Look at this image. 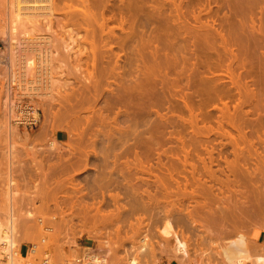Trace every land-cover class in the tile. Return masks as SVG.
Returning <instances> with one entry per match:
<instances>
[{"label":"rangeland","instance_id":"1","mask_svg":"<svg viewBox=\"0 0 264 264\" xmlns=\"http://www.w3.org/2000/svg\"><path fill=\"white\" fill-rule=\"evenodd\" d=\"M76 1L59 0L58 11L51 15L43 37L49 38L47 69L52 71V81L58 82L47 83V89L45 84H33L41 97L32 102L22 98L19 65L32 57L35 68L40 60L28 51L31 44L20 41L12 57L13 41H8L7 33L6 38L0 35V216L6 203L3 192L10 183L17 193L12 199L19 235L16 245L37 243L45 236L36 223L41 218L55 230L46 235L48 244L100 245L104 232L116 234L121 252L129 253V246L139 251L144 237L153 246L162 244L161 252L153 254L157 264H193L196 258L208 264L218 248L223 260L225 245L236 233L245 236L251 253L264 254V244L255 242L258 230L264 233V174L253 179L259 187L253 188L258 189L253 194L257 197L249 198L250 207L239 208L236 196L219 189L226 177L229 183L233 179L227 162H237L244 171L254 169L256 155L264 157L260 143L264 138V0H85V18L77 13L81 5ZM69 5L73 10L67 9ZM10 12L12 0H0V24ZM70 37L76 42L73 46L68 45ZM85 37L92 39L99 59L94 70L99 83L94 89L83 81L93 71ZM63 46L72 47L73 53L62 51ZM83 48L87 57L74 58ZM11 57L18 66L12 67ZM11 72L16 73V81L10 82ZM33 78L34 74L28 77ZM144 83L148 106L141 104L146 100L141 92ZM127 87L143 99L133 101L140 102L141 108L135 103L129 108L121 105ZM245 97L252 106L241 105ZM62 100L69 101L75 117L95 120L90 130L107 133H79L71 117L56 118L53 113L60 109L56 102L63 104ZM256 101L260 109L253 112ZM32 108L37 113L34 122L30 124L29 116L18 120L20 112ZM128 110L133 113L128 115ZM96 111L109 127L99 126ZM226 114L240 122V135L247 140L240 148L232 139L238 132L224 124ZM129 118L136 122L134 133L127 128ZM8 121L16 126L14 131L5 126ZM116 125L126 126L124 133H116ZM68 126L75 131L71 133L75 140L69 138ZM105 147L113 153L107 160L92 154H101ZM80 151L89 154L86 161L81 157L77 162ZM23 172L29 174L26 181ZM9 173L10 180H4ZM245 180L241 185L248 190L253 181ZM27 193L33 196L28 198ZM54 215L56 220L49 221ZM164 220H170L188 243V256L179 262L173 260L171 241L159 235Z\"/></svg>","mask_w":264,"mask_h":264},{"label":"bare ground","instance_id":"2","mask_svg":"<svg viewBox=\"0 0 264 264\" xmlns=\"http://www.w3.org/2000/svg\"><path fill=\"white\" fill-rule=\"evenodd\" d=\"M56 1L57 0H12V12H10V14H9V17H7V18H5L4 20H3V24H0V35L1 36H3L5 33H7L6 35H8V38H9V40L8 41H13V45L14 46H11L9 49H10V52H9V54L13 57V55L14 54H16L15 53V49H16V47H17V45L19 44H17V41H20V43H26V45L29 43V48H28V51H34L35 52V54L37 55V59L36 60H40V61H38V64H37V67H33L34 65H33V61H31V60H33V58L31 57V58H29L28 57V59L27 58H24V62H21V65H19V66H21V67H19V69L20 70H22L21 71V74H20V77H22V79H21V81L22 82H24V92L23 93H21V95H23V99H26V100H28V101H31L32 102V99H34L35 97L36 98H39V97H41V96H39L38 95V88L37 87H35L34 85H42V84H45V86L43 87L44 89H47L46 88V86H47V83L49 84V86H51V84H52V82H54V83H57L58 81H52L53 79V77L51 76V70L50 69H47V68H49V67H47V66H49V60L48 59H46V58H49V52L50 51H48L47 50V48H46V45L47 44H49V38H47V37H43L44 35H45V31H49V28H50V18H51V15H53V12L54 11H58V8H57V4L58 3H60L59 2V0H58V2L56 3ZM68 1V0H67ZM70 1V0H69ZM85 0H77L76 2H80L79 3V5H81V7L80 8H75L76 10H77V13L79 14V15H82V17H84L85 18V16H86V14H87V9H86V5H85V2H84ZM72 2V1H71ZM64 3V2H63ZM65 5V4H64ZM85 5V6H84ZM70 7H72V6H70L69 5V7L67 6V9L68 8H70ZM57 8V9H56ZM70 9H72V8H70ZM70 9H68L69 11H70ZM73 10V9H72ZM68 11V12H69ZM75 11V10H74ZM55 13H57V12H55ZM65 13H67V12H65ZM42 17V18H41ZM40 18H41V21L42 20H45V23H44V25H41V23L39 22L40 21ZM88 26V28L87 29H92L93 30V25L91 24V26H90V23L88 24V23H86ZM48 25V26H47ZM48 27V29H45V27ZM261 27H263L262 25H260ZM87 29H84V30H86V34H85V36H87ZM91 29H90V31H91ZM89 31V30H88ZM262 31V30H261ZM92 33V32H91ZM263 34H264V32H263ZM262 34V35H263ZM7 37V36H6ZM6 37H2V38H6ZM92 37V36H91ZM85 38H86V40L88 39V41L90 42L89 44L85 41ZM83 40H84V43H86V45L88 44L89 46V48H90V59H91V63H90V65L92 66V69H93V71L92 72H89L88 74H87V76H86V78H84L83 79V81L84 82H86V84L87 85H90V86H93L92 88L94 89V88H96L97 87V85H98V83H99V80H98V77H95V75H94V70H96V67H97V65H95V64H97V61L99 60L98 58H97V55L95 54V52H94V50H93V46H94V44H92L93 42H92V39L91 38H87V37H85ZM5 40H7V39H5ZM91 40V41H90ZM74 42H75V40H73V39H71V37H70V39H69V43H68V45L71 43V45L73 46L74 45ZM92 42V43H91ZM76 43V42H75ZM41 44H42V46L43 47H40L41 46ZM35 46V47H31V46ZM28 46V45H27ZM19 47V46H18ZM36 47H40V48H36ZM64 47V46H63ZM62 47V51L64 50V51H66V52H69L70 51V49H72V47H68V46H65L64 48ZM8 49V50H9ZM17 51H18V48H17ZM65 52V53H66ZM70 52H72L73 53V51H70ZM69 52V53H70ZM33 54V53H32ZM34 54V55H35ZM67 54V53H66ZM79 54V55H78ZM77 55H74V58L76 57V58H78V56H82V57H87V53H86V50H84V48L81 50V52H79ZM12 57L10 58V59H12ZM31 59V60H30ZM19 61V60H18ZM21 61V60H20ZM20 63V62H19ZM10 64L12 65V67H14V66H16L17 64H16V61L14 60V58L12 59V60H10ZM35 64V63H34ZM11 65H10V67H11ZM18 66V65H17ZM33 68H34V70H33ZM56 69H59V67L58 68H56ZM34 71V72H33ZM32 74H34V78L31 80V79H28V77L29 76H32ZM103 74V72L100 70L99 71V75L101 76ZM10 76V82L12 81H14L16 78H17V75H16V73L15 72H11V74L9 75ZM61 76V75H60ZM9 79V78H8ZM16 81V80H15ZM34 84V85H33ZM64 84H66V83H64L63 82V85L62 86H64ZM147 85H146V83H144V84H142L141 85V92H142V97L144 96L145 97V102L143 101V99L140 97V98H137L136 96H134L135 95V93H131L132 91L131 90H133L134 91V89L132 88H130V87H127V90L125 89L124 90V103L125 102H127V103H121V105L122 106H125V105H127V107L126 108H129V107H133V106H135V105H139V107L141 106L140 105V102H139V104H136V102H133L134 100H135V98H137V100L138 99H141L142 101H143V103H141V104H144V105H146V106H148V104H149V101H148V98H147V94H148V92H146V89H147V87H146ZM129 88H130V90H129ZM148 91V90H147ZM50 92H51V90L49 91V96H50ZM147 93V94H146ZM20 95V96H21ZM246 95H248V90L246 91V93H245V96ZM258 96V95H257ZM135 97V98H134ZM35 98V99H36ZM63 101V104H61L60 103V101L59 102H56V103H59V106H60V109H63L62 111L60 110V109H58V110H60V111H58L57 109V112H59V113H57V112H55V113H53V115L56 117V115H57V117L56 118H58V119H60L59 117H61V116H64V118L66 117V118H68V117H71V119H73V122H74V126L73 127H78V128H80L79 129V133H99V132H101V133H107V131L105 130V132H104V130H102V129H100V130H97L96 128V130L97 131H92L93 129H89L90 127H91V125H93V123L95 122V120L93 119V118H90V117H85V118H77V117H75L74 116V114H73V112H71V106H70V103H69V101L68 100H62ZM257 102V101H256ZM65 103V104H64ZM135 103V105H132V106H129L128 107V105L130 104H134ZM138 103V102H137ZM249 103L251 104V102L245 97V100L242 102V106L243 105H249ZM105 104H106V102H105ZM66 105V106H65ZM108 106L106 107V105H105V107H106V110H108L109 109V104H107ZM112 105V104H111ZM254 105V109H253V112L254 111H259V107H258V102L255 104H253ZM7 106V105H6ZM11 107H9V115H10V113L11 112H14L13 111V107H12V105H10ZM67 106H68V108H67ZM104 106V105H103ZM224 106V105H223ZM251 106H252V104H251ZM105 107H104V109H105ZM138 107V106H137ZM142 107V106H141ZM140 107V108H141ZM239 108H241L240 106H238ZM111 108V107H110ZM125 108V107H124ZM224 108H225V106H224ZM238 108V109H239ZM259 108V109H258ZM103 108H101V109H99V110H102ZM104 109H103V111H104ZM143 109V108H142ZM225 109H227V107L225 108ZM127 110V109H126ZM131 110V109H130ZM109 111H111V109L109 110ZM125 111V110H124ZM226 111V110H225ZM23 112V111H22ZM97 112V111H96ZM99 112V111H98ZM97 112V113H98ZM102 112V111H101ZM108 112V111H107ZM128 112H129V110H128ZM127 112V113H128ZM132 113H133V111H131ZM131 112H129L128 113V115H130L131 114ZM100 113V112H99ZM98 113V114H99ZM117 113V112H116ZM126 113V114H127ZM257 113V112H256ZM93 114H94V112H93ZM96 114V113H95ZM97 114V115H98ZM119 114V113H118ZM122 114V113H121ZM12 115V114H11ZM10 115V116H11ZM21 115H23V116H21ZM100 115V114H99ZM98 115V116H99ZM102 115V114H101ZM101 115H100V119L98 120V122H100L101 124H99V126L100 125H102V126H104L105 124L107 125V127H109L110 126V124L109 123H104L105 121H103L102 120V118H101ZM115 115H117V114H115ZM123 115V114H122ZM258 115V114H257ZM8 116V115H7ZM9 116V117H10ZM27 116H29L30 118H29V122L30 121H33V120H36L37 119V113H36V109H34V108H32V110H31V112L30 111H24L23 113H21L20 112V118L18 119V120H20V119H27L26 117ZM59 116V117H58ZM92 116H95V115H92ZM97 116V117H98ZM104 116V115H103ZM224 116H225V114H224ZM226 123L224 122V124H227V125H229L230 126V128L232 127V129L234 128V129H236L235 131H237L238 132V135H237V138H232L233 140H234V145H236L238 148H240L239 147V145H240V143H242V144H244L245 142H247V140H246V138H245V136L244 135H240V132L239 131H241L240 130V126H238V124L240 123L239 121V123L237 124L236 123V121H234L233 120V118L231 117V116H229V115H227L226 114ZM12 117V116H11ZM24 117V118H23ZM54 117V118H55ZM258 117V116H257ZM63 118V119H64ZM65 118V119H66ZM106 118H107V116H106ZM133 118H134V116H133ZM132 118V119H133ZM9 119V118H8ZM132 119H128V121L130 120V122H128L129 123V126L127 127L128 128V130L131 132V133H134L135 132V130H134V125H135V123H133L135 120H132ZM12 120V119H11ZM107 120V119H106ZM115 121V120H114ZM113 121V122H114ZM225 121V120H224ZM34 122V121H33ZM223 122V121H222ZM222 122H220V123H218V124H220V125H218L219 127H221V123ZM7 125H5V126H8V129H9V131H14L15 129H16V126H11L10 125V123H9V121H8V123H6ZM30 124H31V122H30ZM109 124V125H108ZM116 124V123H115ZM223 124V123H222ZM236 124H237V126H236ZM262 124V123H261ZM15 125H17V123H15ZM226 125V126H227ZM240 125V124H239ZM262 125H264V124H262ZM261 125V126H262ZM4 126V127H5ZM117 126V125H116ZM115 126V129H116V133L118 132V133H122L123 132V127L122 126H117L116 127ZM217 126V127H218ZM242 126V125H241ZM15 127V128H14ZM72 127V126H71ZM70 126H68L67 128V130H68V133H70V136H69V138L70 139H72V140H75V138L76 137H73L72 135H71V133H75V131L71 128ZM126 127V126H125ZM125 127H124V130H125ZM216 127V128H217ZM218 127V128H219ZM243 127V126H242ZM263 127V126H262ZM66 128V127H65ZM78 128H75V129H78ZM102 128V127H101ZM106 128V127H105ZM217 128V129H218ZM260 127L258 126V129H259ZM103 129H104V127H103ZM136 129V128H135ZM217 129H216V131H217ZM220 129V128H219ZM221 129H223V128H221ZM220 129V130H221ZM233 129V130H234ZM257 129V130H258ZM23 130H24V128H23ZM107 130H108V128H107ZM113 130V129H112ZM111 130V131H112ZM211 130V129H210ZM220 130H219V132H220ZM88 131V132H87ZM110 131V132H111ZM115 131V130H114ZM113 131V132H114ZM137 131V130H136ZM224 131V130H223ZM260 131V130H259ZM209 132V131H208ZM218 132V131H217ZM221 132H222V130H221ZM14 133V132H13ZM77 133V132H76ZM109 133V132H108ZM124 133V132H123ZM223 134V133H222ZM221 134V135H222ZM216 135H218V134H216ZM220 135V134H219ZM225 135V134H224ZM226 136H228L229 137V134H226L225 135V138H226ZM221 137H223V136H221ZM257 137H260V136H257ZM78 138V137H77ZM224 138V137H223ZM81 138L79 137V140H80ZM259 139V138H258ZM78 140V141H79ZM261 141H260V143H263V145H264V138H263V140L262 139H260ZM81 141V140H80ZM79 141V142H80ZM53 143V142H52ZM82 143V142H81ZM253 142H251V144H252ZM248 144H250V143H248ZM68 146H70V145H68ZM235 146V147H236ZM252 147V145H249V147ZM50 147V146H49ZM256 148V147H255ZM72 149V148H71ZM70 149V150H71ZM242 149L243 148H241V151H242ZM52 150H54V149H52ZM111 151V150H110ZM109 151V148L108 147H105L104 148V150H103V152L101 153V154H98L97 152H93L92 151V154L94 155V156H98V155H100V156H103L105 159L106 158H108V155L111 153ZM240 151V152H241ZM74 152H76V151H74ZM113 152V151H112ZM246 153L248 154V155H250V152H249V150L247 151L246 150ZM245 153V154H246ZM78 154V159H76L77 160V162H78V160L81 158V157H83L85 160L84 161H86V159H87V157H88V155L89 154H87L85 151L84 152H82V151H80V152H78L77 153ZM113 154V153H112ZM112 154H110V155H112ZM116 154V153H115ZM252 155V154H251ZM118 156V155H117ZM257 157H255L254 159V169H251V170H249V169H246V168H244V171H242L240 168H239V165L237 164V162H235V163H229V165H228V162H227V169H228V175L230 176H232L233 177V179L231 180L232 182L231 183H229L230 182V179L229 178H227L226 176V179H227V181H225V185L223 184L222 186L223 187H221V185L219 186V187H221V188H219V189H222V191H224V193L226 192L227 194L229 193V194H231V195H233V196H236L237 198H235V199H237L238 201H239V204H237V201H236V205H238V207L242 204V205H248V207H250V205H249V198L251 197V196H256V195H253V194H255V189H256V191L258 190L257 189V187H259V185L257 184V183H254V181H253V179L255 178V179H257V177H259L260 176V178H262V176H263V174H264V172L262 171V169L264 168V162H262V158H264L263 156H261L260 154H259V156L258 155H256ZM76 157V155H75V158H77ZM116 157V156H115ZM114 157V158H115ZM247 157V156H246ZM245 157V158H246ZM248 158H252V157H250V156H248ZM257 158V159H256ZM117 159V158H116ZM247 159V158H246ZM81 160V159H80ZM107 160V159H106ZM115 160V159H114ZM225 160V159H224ZM223 160V161H224ZM243 160H245L244 158H243ZM249 160V159H248ZM257 160V161H256ZM104 161V160H103ZM255 161H256V163H255ZM81 163V162H80ZM84 163H86V162H84ZM106 163V162H105ZM115 163V162H114ZM225 163H226V161H225ZM10 164V163H9ZM256 164V165H255ZM86 165V164H85ZM244 165V164H243ZM242 166V165H241ZM263 166V167H262ZM245 167V166H244ZM262 167V168H261ZM115 168V167H114ZM225 168V169H226ZM114 170V169H113ZM104 171V170H103ZM120 171V170H119ZM226 171V170H225ZM114 172H116L115 170H114ZM119 173V172H118ZM11 174L9 173L8 174V176L6 175V177L4 178V180H6V181H9L10 180V176ZM103 174H101V176H102ZM257 175V176H256ZM228 176V177H229ZM212 177V176H211ZM101 178V177H100ZM213 178H215V176H213ZM246 178H248V180H245L244 182H246V181H253L252 183H254V184H252V183H248L249 184V187H248V184L247 183H245L246 184V186L248 187V190H246V188L244 187V186H242L241 185V182L243 181V179H246ZM102 179V178H101ZM242 180V181H241ZM229 181V182H228ZM256 181V180H255ZM221 183V182H220ZM229 183V184H228ZM243 183V182H242ZM227 184V185H226ZM255 184H257L258 186L254 189V191H253V188H254V186H255ZM219 185V184H218ZM263 186V185H262ZM216 189V188H215ZM218 189V190H219ZM218 192V191H217ZM233 194H232V193ZM4 194H3V198L5 199L4 201H6V203L3 201V203H5V205L3 206V210H4V213H2L3 215L2 216H0L1 218H0V257L4 260V262H0V264H19V262L21 261L20 260V256L18 255V249H19V247L20 246H17L16 244L19 242V241H17L16 240V238L19 236L18 234H17V225H16V222H17V218H15L16 216H15V214H14V212H13V202H12V199L15 197V195H17V193L16 192H14V191H12L11 190V185H10V183H9V186H6L5 187V190H4V192H3ZM258 195H260V193H258ZM27 196H28V198H30V197H32L33 195H31L30 193H27ZM257 197V196H256ZM117 198V197H116ZM116 198H114V199H116ZM250 201H252L253 202V200H250ZM254 203V202H253ZM242 205H241V207H239V208H242ZM251 205H252V203H251ZM253 205H255V204H253ZM252 205V206H253ZM253 207H255V206H253ZM252 209V208H251ZM250 209V210H251ZM24 216H28V214H25ZM174 226L172 225V223H171V221L170 220H164V222L162 223V225L160 226V228H159V230H158V232H159V235H160V237L163 239V240H166V241H171V250H172V257H173V260H176V261H178L179 259H183V258H185V257H187L188 256V243L186 242V240L185 239H183V238H181L180 237V235L175 231V229L173 228ZM46 236V235H45ZM161 239V240H162ZM141 240V246L139 245V251H137V249H134V250H136V251H134V253H131V254H127V264H139L138 263V261H137V259L138 258H140V259H142V257L144 256V255H142V252L145 250V248H146V245H147V240H145L144 239V237L143 238H141L140 239ZM165 241V242H166ZM245 242H246V240H245V236L242 234V233H236V235L234 236V238H232L231 240H229L228 241V245H225L224 247H225V251H224V256H222L223 257V260H224V264H243V263H249V264H264V254L263 253H261V251L259 250V252H257L256 253V251H252V253L249 251V249H247L246 247H245ZM74 244H75V242H74ZM164 244V243H163ZM259 253V254H258ZM153 254H155L154 252L151 254V261L150 262H148V264H157L158 263V261H155V257L153 256ZM219 254V253H218ZM262 254H263V256H262ZM140 255H142V257L140 256ZM126 258V257H125ZM178 259V260H177ZM222 260V259H221ZM223 260H222V262H223ZM147 261H149V260H147ZM155 263H154V262ZM179 262V261H178Z\"/></svg>","mask_w":264,"mask_h":264},{"label":"built area","instance_id":"3","mask_svg":"<svg viewBox=\"0 0 264 264\" xmlns=\"http://www.w3.org/2000/svg\"><path fill=\"white\" fill-rule=\"evenodd\" d=\"M45 172L48 174V169H45ZM28 179L29 174L23 172L22 180L26 181ZM56 217L55 215L51 216L49 221H55ZM36 223L41 227L44 235H50L55 231L52 226L44 223L41 218L36 219ZM102 234L105 235V238H99L100 245L94 243L77 245L75 243L74 245L66 246L58 241L48 244L47 236H44L37 243L20 245L18 255L21 261L19 264H127V254L134 253L136 250L129 246V253L121 252L122 244L116 234L104 232ZM22 246H24V250L21 251ZM161 248L162 244L153 246L147 242L142 255L147 256L149 259L153 252L159 254L162 250ZM218 253L211 255L208 264H224ZM142 255L140 256L142 257ZM148 259L143 256L142 259L138 258L137 261L139 264H148ZM193 264H206V262L204 259L196 258Z\"/></svg>","mask_w":264,"mask_h":264},{"label":"crops","instance_id":"4","mask_svg":"<svg viewBox=\"0 0 264 264\" xmlns=\"http://www.w3.org/2000/svg\"><path fill=\"white\" fill-rule=\"evenodd\" d=\"M255 242L257 244H264V233L258 230L257 237L255 238ZM24 250V246L21 247V251ZM0 262H4V260L0 257Z\"/></svg>","mask_w":264,"mask_h":264}]
</instances>
